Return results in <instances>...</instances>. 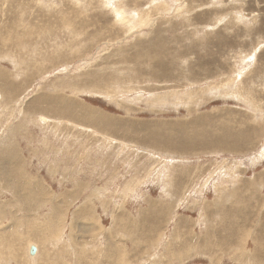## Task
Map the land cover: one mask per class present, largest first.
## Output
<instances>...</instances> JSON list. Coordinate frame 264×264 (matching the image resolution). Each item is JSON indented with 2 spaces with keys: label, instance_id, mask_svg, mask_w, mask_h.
<instances>
[{
  "label": "rangeland",
  "instance_id": "rangeland-1",
  "mask_svg": "<svg viewBox=\"0 0 264 264\" xmlns=\"http://www.w3.org/2000/svg\"><path fill=\"white\" fill-rule=\"evenodd\" d=\"M0 264H264V0H0Z\"/></svg>",
  "mask_w": 264,
  "mask_h": 264
},
{
  "label": "water",
  "instance_id": "water-1",
  "mask_svg": "<svg viewBox=\"0 0 264 264\" xmlns=\"http://www.w3.org/2000/svg\"><path fill=\"white\" fill-rule=\"evenodd\" d=\"M28 253H29V256L33 257L36 253V247L34 245L29 246Z\"/></svg>",
  "mask_w": 264,
  "mask_h": 264
},
{
  "label": "bare ground",
  "instance_id": "bare-ground-1",
  "mask_svg": "<svg viewBox=\"0 0 264 264\" xmlns=\"http://www.w3.org/2000/svg\"><path fill=\"white\" fill-rule=\"evenodd\" d=\"M30 246H31V245H30ZM28 254H29V253H28ZM30 257H31V256H30ZM31 258H32V257H31ZM31 258H30V259H31Z\"/></svg>",
  "mask_w": 264,
  "mask_h": 264
},
{
  "label": "snow or ice",
  "instance_id": "snow-or-ice-1",
  "mask_svg": "<svg viewBox=\"0 0 264 264\" xmlns=\"http://www.w3.org/2000/svg\"><path fill=\"white\" fill-rule=\"evenodd\" d=\"M109 6H111V5H109Z\"/></svg>",
  "mask_w": 264,
  "mask_h": 264
}]
</instances>
